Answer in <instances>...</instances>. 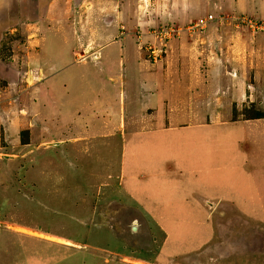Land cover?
I'll return each mask as SVG.
<instances>
[{
    "label": "rangeland",
    "instance_id": "1",
    "mask_svg": "<svg viewBox=\"0 0 264 264\" xmlns=\"http://www.w3.org/2000/svg\"><path fill=\"white\" fill-rule=\"evenodd\" d=\"M22 2L0 18V264H264V17L249 0L164 46L151 1L142 35L116 49L69 36L45 69L57 33ZM169 60L204 76L198 109L150 98Z\"/></svg>",
    "mask_w": 264,
    "mask_h": 264
},
{
    "label": "crops",
    "instance_id": "2",
    "mask_svg": "<svg viewBox=\"0 0 264 264\" xmlns=\"http://www.w3.org/2000/svg\"><path fill=\"white\" fill-rule=\"evenodd\" d=\"M26 0H0V18L10 19L11 16L16 17V2L23 3ZM30 1V0H27ZM35 4V8L42 9L43 17L51 19V30L56 31V43L58 48L56 51L49 49L50 44L45 47L44 43L40 42V48L43 47L45 52L42 58V67L53 68V66H61L67 60L63 49L67 48V41L69 36L75 38L82 44L86 43V38L82 40L83 36L91 38V42L104 47L109 43L110 48H118L119 44L124 43L125 36L131 31L136 34H143L139 29H146L153 22H149L148 17L157 11L156 20L159 23L176 25L179 27L186 26L194 20L201 18L200 11L205 8L208 15L216 16L219 12L224 10H237L236 0L232 3L227 0H31ZM153 2V12L150 11L149 2ZM255 3L257 7H255ZM250 9L253 10L252 16L258 18L264 17V0H249ZM257 10V13H256ZM15 11V12H13ZM152 12V13H151ZM239 14V13H236ZM65 16L67 20L65 21ZM195 16L197 17L195 19ZM204 17V16H203ZM151 23V24H150ZM210 24V23H209ZM158 28L161 26H157ZM121 38H120V37ZM77 42V41H76ZM74 41V44L76 43ZM77 43V44H78ZM63 44V45H62ZM15 45V43H14ZM52 45V44H51ZM55 45V46H56ZM120 45V46H121ZM53 46V45H52ZM14 48V47H13ZM73 48V47H72ZM124 55L127 53V47L121 48ZM58 52V53H57ZM98 55H96L97 57ZM98 62V59H95ZM117 67H120V75L122 78L139 79L140 72L138 70V62L134 58L120 59ZM104 65V64H102ZM164 71L161 75H156L155 97L157 105L156 108L164 112L194 110L198 109V102L196 99H204L203 90L207 85L204 76L195 78L191 73L185 75L183 70L179 69V65H173L171 61L163 64ZM0 68H2L0 66ZM7 69V67H6ZM48 71V70H47ZM11 73V69H7V74ZM13 73V70H12ZM168 75V76H167ZM135 83V82H132ZM145 84V83H144ZM143 84V85H144ZM142 85V86H143ZM142 86L140 88H142ZM132 90L138 91V84L134 85ZM183 91H187L184 93ZM135 101L133 108L137 107L138 96L135 92ZM200 101L199 108H202L203 101ZM126 107L125 112H127Z\"/></svg>",
    "mask_w": 264,
    "mask_h": 264
},
{
    "label": "built area",
    "instance_id": "3",
    "mask_svg": "<svg viewBox=\"0 0 264 264\" xmlns=\"http://www.w3.org/2000/svg\"><path fill=\"white\" fill-rule=\"evenodd\" d=\"M213 20H214V17L211 14H209V15H206L205 17H201V18L194 20L193 22L184 26L183 28L169 24V25L160 27L158 30L154 32L153 36L158 41V43L161 44V46H164L167 40L173 39L182 33H187V34L201 33L202 34L206 26ZM256 23L258 24L256 26H258L259 29H262V27H264V21L260 20V21H257ZM151 54L153 55L154 60H155V56L158 55L157 51L151 50Z\"/></svg>",
    "mask_w": 264,
    "mask_h": 264
}]
</instances>
